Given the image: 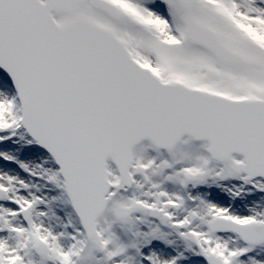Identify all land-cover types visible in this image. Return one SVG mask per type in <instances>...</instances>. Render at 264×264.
Masks as SVG:
<instances>
[{"label":"snow or ice","instance_id":"6c2138e0","mask_svg":"<svg viewBox=\"0 0 264 264\" xmlns=\"http://www.w3.org/2000/svg\"><path fill=\"white\" fill-rule=\"evenodd\" d=\"M0 264H264V0H0Z\"/></svg>","mask_w":264,"mask_h":264},{"label":"rangeland","instance_id":"374dc122","mask_svg":"<svg viewBox=\"0 0 264 264\" xmlns=\"http://www.w3.org/2000/svg\"><path fill=\"white\" fill-rule=\"evenodd\" d=\"M110 163V162H109Z\"/></svg>","mask_w":264,"mask_h":264}]
</instances>
